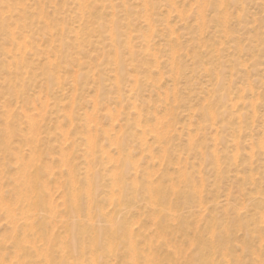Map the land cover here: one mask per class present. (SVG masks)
I'll use <instances>...</instances> for the list:
<instances>
[{"label": "rangeland", "instance_id": "obj_1", "mask_svg": "<svg viewBox=\"0 0 264 264\" xmlns=\"http://www.w3.org/2000/svg\"><path fill=\"white\" fill-rule=\"evenodd\" d=\"M19 1L23 4L19 2L20 4L16 5V10L13 12L15 15H19L16 11L22 12V7V9H26V12H31L34 19L37 18L33 20L36 25L40 20L38 13L41 12V15L47 17L50 22L56 20L59 22L57 24L65 27V38L73 39L74 34L71 29H76L78 24L65 19V15L71 16L74 10L72 0H68L66 3L64 0ZM172 1L90 0L89 4L85 3V12H87L85 17H89L83 19L84 34H86L84 41L79 44L81 53L76 55L74 50L69 47L62 50V56H71L76 60V64L66 66L61 63L62 68L59 72L65 81L64 88L60 93L55 86L47 88L40 75L44 59L46 60L49 56L56 62L60 60L51 52V43L55 34L50 37L47 33L43 36L42 33L36 32L31 36L33 48L38 49L37 55L31 54L25 58L35 68L36 78L24 79V99H17L15 96L12 98L5 94V90L1 92L4 78L8 81L10 75L7 76V69V71L0 69V141H3L0 144V193H3L7 200L11 199V190L13 192L15 187L13 179L16 177L15 156L1 151L2 145L8 139L6 142L12 146L18 145L22 149L23 155L28 153L27 146L21 139V136L25 134L27 137H31L32 131L29 132L28 122H26V115H28L30 119L37 121L33 123H35L38 132L37 129L33 132L38 136L35 133L32 134L41 139L37 150L39 158L36 157L38 160L36 162L44 169L41 168L37 186L42 192L44 185L45 187L48 185V188H45L44 196H51L52 198L47 196L46 200L50 203L53 200L51 204L56 202L54 205L59 206L57 217L62 214L59 220L68 219V214L63 206L64 198L62 197V200L60 196V193L63 196L67 172L64 167L58 164L60 163L59 158L61 159L60 155L69 157L71 152L69 149L75 142L74 147L78 150L72 156V161L79 168V172L77 171L78 174L80 173L79 183L84 184L83 168L87 166L79 150L83 149L81 134L87 133L93 138V141H96L98 147L104 146L107 153H111L109 154L111 162L106 163L105 161V166L98 165L99 158L95 159V163H91L98 173L104 167L113 170V174L116 173L114 168L124 158L133 159L131 162L134 167L136 164L135 170L131 165L130 170L124 176L127 183V198H121L117 188L111 189V191L114 190V198L118 197L122 200L124 206L122 214L116 216V209L104 199L105 194L111 192L110 188H106V186L109 184L107 174L110 175L112 171H109L110 174L106 173L105 176H98V184H101L102 187L98 188L96 203L108 214V218L113 219L112 224L119 221L125 222L128 228L130 225L132 226L130 230L135 235L134 241H136L139 250L145 251L152 244L150 247L154 250L159 261L158 264H172V261L173 264H201L205 260L212 264H264V153L261 148L259 149L262 139L264 140V0H222L219 4L220 0H215L216 4H214V0ZM5 2L7 6L8 2L11 5L13 3L10 0H5ZM169 2L172 4H168ZM15 3H18V0ZM40 3L44 7L40 8ZM123 4L126 6L123 7ZM173 4L174 6H172ZM215 7L217 10H214ZM6 8L3 9L5 11L3 14L5 13L8 20L4 16L6 21L3 18V25L7 27L6 23L11 24L8 31L16 36L18 30L13 29L22 23V19L21 23L18 22L20 20H17V15L13 21L14 14L8 10L9 8L7 10ZM215 11H219L220 16L217 17L218 13L216 12V14ZM9 12L10 16L7 14ZM143 12L148 13L147 16ZM200 15H203L204 18ZM62 18H64L63 22ZM220 18L222 19L220 20ZM200 19L204 21H200ZM223 20L224 22H222ZM149 25H151L150 28H148ZM108 30L116 35L118 41L130 40L127 48L122 42L117 46L124 70L120 88L115 86V55L113 57V50L109 47L108 36L111 33ZM6 36V33L1 35L0 32L1 61H7V59L11 61L10 56L15 52V49L9 45ZM81 39L80 37V41ZM128 48H131L130 51ZM173 51L176 53L174 56ZM70 53L72 54L70 55ZM53 56L54 58H52ZM78 62L79 67H77ZM172 70H175L176 73ZM215 71L216 74H213ZM22 78H19V82ZM172 85L175 87L174 89ZM117 93L125 98L121 101L116 100ZM171 95H174V101ZM6 98L8 99L6 100ZM60 99L61 107L57 114L53 106ZM252 103L254 106L251 109ZM114 106L116 107L114 108ZM133 107H136V110ZM208 109L214 115L210 116ZM64 111H68V115ZM41 112L42 115H40ZM31 113L34 115L31 116ZM204 113L205 115H203ZM208 114L209 116H207ZM57 115L59 123L56 121ZM69 115H72L71 119L66 118ZM3 116L7 117L5 121L13 118L16 123V126L13 127L21 131L19 135L15 133L7 138L8 134L6 135L5 126H3L5 125ZM26 128L29 130L27 131ZM141 129L142 133L140 134L138 132ZM151 129L154 134H150ZM154 129L156 130L154 131ZM104 131L106 132L104 133ZM107 134L111 141L105 139ZM113 134H116V139ZM158 134L160 135L159 139ZM188 135H190L189 139ZM125 136L127 141L123 146L124 154L120 155L118 146ZM111 137L114 139L112 140ZM113 141L116 142L113 144L111 143ZM139 142L143 145L140 146ZM161 144L164 146V151L160 149L162 148ZM256 144L258 145L256 146ZM64 150H67L69 155ZM161 151L164 152L163 155H161ZM2 158L6 161V165L2 164ZM134 175L136 176L134 177ZM146 176L149 179L146 180ZM169 180H171V184ZM149 181L152 182L151 185L154 188L162 187V190L167 192L166 200L171 202L172 206H163L168 208V212L169 210L170 212L174 211L172 214L176 215L175 219L165 220L151 208V204L149 206L144 191V185H147ZM171 188L173 189L171 190ZM168 201L167 203H169ZM1 218L0 216V237L2 238L6 231ZM108 224L111 225V223ZM108 224L103 222L98 225L105 227ZM37 225L38 223H36V227ZM52 226L54 227L48 228L50 233L57 234L62 231L57 222ZM161 232L163 233L161 234ZM163 238L164 240H162ZM155 239L156 241H154ZM147 240L149 241L147 242ZM124 241L119 236L114 240L115 244L119 246ZM146 245L148 246L146 247ZM121 248L112 255V259L109 257L105 260L110 261V264L127 262L124 259L125 250ZM120 255L122 256L119 257ZM224 257H227L228 261ZM105 260H101L100 263L103 264Z\"/></svg>", "mask_w": 264, "mask_h": 264}, {"label": "bare ground", "instance_id": "obj_2", "mask_svg": "<svg viewBox=\"0 0 264 264\" xmlns=\"http://www.w3.org/2000/svg\"><path fill=\"white\" fill-rule=\"evenodd\" d=\"M8 1V0H6ZM13 2V0H10V2ZM16 1V0H15ZM15 1L12 3V5L8 2V6L7 3L5 2V0H0V32L1 35L2 33H6V38L7 41L9 43V45H11L14 49L15 52L13 55L10 56L11 61H5V60H0V69L2 70H6L8 72L7 76H9L8 81L5 80L4 78V82L2 85V91L5 90V94L8 96H11L12 98L15 96V98H19V99H24L25 98V92L23 90V83H24V79L27 80H32L34 78H36V73H35V68L32 66V63L27 62V59L29 55L33 54L34 56L37 55V48H33L32 46V41H31V36L38 32L39 34L42 33V35L44 34H48L50 37H52L55 34V38L53 40L52 47H51V52L52 54L59 58V62H56V60H51L50 57L48 56L47 59H44V63L41 64L42 65V70H41V77H43V80L46 84L47 88L50 87H56L57 91L62 92L63 88H64V78L60 75V69L62 68V64L68 66V65H75L76 64V60L71 58V56L68 55H64L62 56V50L65 47H69L70 49L74 50V54L78 55L81 53L80 50V43H82L84 40V27L85 24H83V19L88 18L89 16L85 17V15L87 14V12H85V3L89 4L90 0H72V5L74 7V10L72 12V15L70 16L69 14L65 15V19L67 21L70 22H77L78 26L76 29H71V32L74 34L73 39L70 37L65 38V27L61 24H57L59 22H57L56 20H52V22H50V20L47 19V17H45L44 15H41L38 13V18L40 19L36 25L34 24L35 19L37 18H33L32 13L31 12H26V9H22L21 7V13L20 11H16V13H19L18 17L17 15H15L13 12H15L14 10H16V5H19L21 1L18 0V3H15ZM23 1V0H22ZM26 1V0H25ZM33 1V0H32ZM39 1V0H38ZM48 2L50 0H47ZM66 1L68 2V0H64V2L66 3ZM150 1V0H149ZM172 1V0H170ZM222 0H220L218 2V4L221 2ZM24 2V1H23ZM57 2V1H56ZM110 2V1H109ZM173 2V1H172ZM172 2H169L168 4H172ZM215 2V0L213 1ZM22 3V2H21ZM26 3V2H25ZM53 4V2H51ZM50 3V4H51ZM143 3V2H142ZM204 3V1H203ZM217 2H215L214 4H216ZM225 3V2H224ZM6 4V5H4ZM15 4V5H14ZM23 4V3H22ZM33 4V3H32ZM41 4V3H40ZM39 4V5H40ZM151 4V2H150ZM167 4V5H168ZM4 5V6H3ZM25 5V4H24ZM34 5V4H33ZM110 5V4H109ZM146 5V3H145ZM202 5V4H201ZM222 5V4H221ZM219 5V6H221ZM229 5V4H228ZM42 4L41 7L42 8ZM126 5L123 4V7H125ZM174 6V4L172 5ZM216 6V5H214ZM213 6V7H214ZM227 6V5H226ZM7 7L9 8L8 10L14 14V18L13 21L15 19V16L18 18L17 20H20L18 22L21 23V19H22V23L18 24L15 29L13 30H18L17 31V35L14 36V34H12L11 32L8 31V29L10 28L9 23H6L8 26L5 27L3 25V18L5 16V13L3 14V9ZM44 7V6H43ZM55 7V6H53ZM52 7V8H53ZM62 7V6H61ZM112 7V6H111ZM145 7V6H143ZM147 7V5H146ZM218 7V6H217ZM217 7L214 8V10H217ZM6 8V10H7ZM31 8V7H30ZM51 8V9H52ZM151 8V7H150ZM174 8V7H173ZM225 8V7H224ZM223 8V9H224ZM20 9V8H19ZM17 9V10H19ZM44 9V8H43ZM112 9V8H111ZM125 9V8H124ZM145 9V8H144ZM181 9V8H180ZM219 9V8H218ZM24 10V12H23ZM28 10V9H27ZM30 10V9H29ZM41 10V9H40ZM174 10V9H173ZM125 11V10H124ZM147 12V8L145 10ZM149 11V10H148ZM169 11V9H168ZM203 11V10H202ZM5 12V11H4ZM7 12V11H6ZM9 12V13H10ZM52 12V11H51ZM176 12V11H175ZM180 12V11H179ZM199 12V11H198ZM214 12V11H213ZM217 11H215L216 13ZM225 12V11H224ZM7 13L9 16L11 15V13L9 14ZM27 13V14H26ZM144 13V12H143ZM218 13V14H217ZM217 17L219 15V11L217 12ZM112 14V13H111ZM146 14V13H144ZM148 14V13H147ZM146 14V16H147ZM200 14V13H199ZM225 14V13H223ZM3 15V16H2ZM7 15V16H8ZM168 15V14H167ZM8 16V17H9ZM182 16V15H181ZM220 16V15H219ZM20 17V19H19ZM200 17L204 18L203 15H200ZM223 17V15H222ZM225 17V16H224ZM6 18V16H5ZM4 18V20H5ZM112 18V17H111ZM238 18V17H237ZM8 20V18H6ZM180 19V18H179ZM222 18H220L221 20ZM226 19V18H225ZM16 20V21H17ZM147 20V18H146ZM203 20V19H202ZM200 19V21H202ZM215 20V19H214ZM219 20V19H217ZM216 20V21H217ZM227 20V19H226ZM225 20V21H226ZM6 21V20H5ZM64 21V18H62V22ZM66 21V22H67ZM86 21V20H85ZM148 21V22H147ZM146 22L149 23V20H147ZM167 21V20H166ZM204 21V20H203ZM255 21V20H254ZM12 22V21H11ZM196 22V20H195ZM215 22V21H214ZM224 22V20L222 21ZM166 23V22H165ZM201 23V22H200ZM203 23V22H202ZM216 23V22H215ZM220 23V22H218ZM217 23V24H218ZM63 24V23H62ZM83 24V26H82ZM168 24V22H167ZM224 24V23H223ZM15 25V24H13ZM61 25V26H60ZM112 25V24H111ZM69 26V25H68ZM110 26V25H109ZM151 25H149L148 28H150ZM14 28V26H13ZM69 28V27H68ZM12 29V26H11ZM70 29V28H69ZM108 29H110L108 27ZM10 30V29H9ZM150 30V29H149ZM200 30V29H199ZM216 30V29H215ZM109 33L110 30H108ZM107 31V32H108ZM170 31V28H169ZM14 32V31H12ZM106 32V33H107ZM123 32V31H122ZM172 32V30H171ZM225 32V31H224ZM69 34V33H68ZM129 34V32H128ZM127 34V35H128ZM43 35V36H44ZM109 35V34H108ZM122 35V34H121ZM124 35V34H123ZM126 35V36H127ZM47 36V35H46ZM143 36V35H142ZM39 37V36H38ZM49 37V39H50ZM80 37L82 38L80 41ZM129 37V35H128ZM144 38V37H143ZM198 39V38H197ZM203 40V39H202ZM40 41V40H39ZM38 41V42H39ZM108 41H109V47L113 50V57L115 55V72H116V83L115 86L117 88H120L122 86V81H123V77H124V70H123V65L120 62V53H118L117 50V46L119 44H121V42L123 43V45L127 48V46H129L130 44V40L128 39H124L123 41H118L116 38V35L111 33L108 36ZM176 41V40H174ZM219 41V40H218ZM51 42V41H50ZM148 43V42H147ZM170 43V42H169ZM168 43V44H169ZM220 43V42H219ZM7 44V43H6ZM2 45V44H1ZM221 45V44H220ZM39 46V45H38ZM144 46V45H143ZM147 46V45H146ZM10 47V46H9ZM120 48V47H119ZM173 48V47H172ZM3 49V48H2ZM6 49V48H5ZM9 49V48H8ZM131 48H128V50L130 51ZM1 50V49H0ZM7 50V49H6ZM140 50V49H139ZM173 50L177 51L176 49L173 48ZM9 51V50H7ZM145 51V50H144ZM172 51V50H170ZM13 53V51H12ZM131 54H134L133 52H130ZM155 53V52H153ZM174 51H173V56H174ZM40 54V53H39ZM72 53H70L71 55ZM171 54V52H170ZM176 54V53H175ZM216 54V53H215ZM1 55V54H0ZM32 55V56H33ZM54 56L52 58H54ZM154 58L155 55H153ZM26 57V58H25ZM170 57L172 58V56L170 55ZM5 58H7V56H5ZM153 58V59H154ZM177 58V57H176ZM114 59V58H112ZM179 59V58H178ZM79 60V59H78ZM124 60V59H123ZM171 60V59H170ZM175 60V59H174ZM42 61V60H41ZM36 62V61H35ZM39 62V61H38ZM36 62V63H38ZM35 63V64H36ZM41 63V62H40ZM113 63V62H112ZM113 63V64H114ZM7 64V65H6ZM77 67H79V62L77 63ZM157 64V62H156ZM176 66V65H175ZM89 68V67H88ZM204 68V67H203ZM246 68V67H245ZM74 69V68H73ZM174 69V67H173ZM206 69V68H205ZM177 70V69H176ZM204 70V69H203ZM209 70V69H208ZM212 70V69H211ZM175 72V70H172V72ZM214 71V70H213ZM114 72V73H115ZM180 72V71H179ZM85 73V71H84ZM176 73V72H175ZM216 74V71L213 72V74ZM170 74V71H169ZM181 74V73H180ZM113 75V74H112ZM115 75V74H114ZM135 75V74H134ZM132 75V76H134ZM152 75V74H151ZM159 75V74H157ZM174 75V73H173ZM38 76V74H37ZM161 76V75H159ZM172 76V75H170ZM23 77L21 82H19V78ZM173 77V76H172ZM217 77V76H215ZM72 78V77H71ZM114 78V77H113ZM93 79V77H92ZM133 79V78H132ZM135 79V78H134ZM153 79V78H152ZM172 79V78H171ZM73 80V79H72ZM216 80V78L214 79V81ZM135 83V80L133 81ZM184 83V82H183ZM132 84V82H131ZM263 84V82H262ZM135 85V84H133ZM174 85V84H173ZM172 85V86H173ZM75 86V85H74ZM75 88V87H74ZM105 88V87H104ZM175 87L173 86V89ZM123 89V88H122ZM133 89V88H132ZM139 89V88H138ZM250 89V87H249ZM74 90V89H73ZM136 90V89H135ZM163 90V89H162ZM126 91V90H125ZM174 91V90H172ZM171 91V94H173ZM128 92V90L126 91ZM130 92V91H129ZM166 92V91H165ZM175 92V91H174ZM164 93V92H163ZM41 94V93H40ZM72 94V93H71ZM128 94V93H127ZM208 94V93H207ZM132 95V94H131ZM164 96H166L165 94H163ZM4 96V95H3ZM31 96V95H30ZM29 96V97H30ZM72 96V95H71ZM116 100L121 101L122 99L125 98V96H122L120 93L116 94ZM161 96V95H159ZM173 97V101H174V95H171ZM28 97V95H27ZM163 97V96H162ZM171 97V98H172ZM73 98V97H72ZM129 98V97H128ZM218 98V97H217ZM8 98H6L7 100ZM27 99V98H26ZM132 99V97H131ZM139 99V98H138ZM165 99V98H164ZM230 99V98H229ZM73 100V99H71ZM129 101H131L130 99H128ZM70 101V100H69ZM172 101V102H173ZM230 101V100H229ZM16 102V101H15ZM14 102V103H15ZM250 102V101H249ZM60 103H61V99L60 101L58 100L55 105L53 106V108L56 110L55 112L58 114L60 112ZM71 103V102H70ZM234 103V102H233ZM231 103V104H233ZM251 103V102H250ZM254 103V102H253ZM252 103V104H253ZM6 104V103H5ZM32 104V103H31ZM118 104V103H117ZM134 104V103H133ZM251 104V109L252 106H254V104ZM135 105V104H134ZM213 105V104H212ZM206 106V105H205ZM232 106V105H231ZM4 107V106H3ZM12 107V106H11ZM70 107V106H68ZM116 106H114L115 108ZM120 107V106H119ZM165 107V106H164ZM233 107V106H232ZM22 108V107H20ZM42 108V107H41ZM46 108V106H45ZM134 109L136 107H133ZM132 108V109H133ZM214 108V107H213ZM234 108V107H233ZM24 109V108H22ZM133 109V110H134ZM174 109V107H173ZM7 112L10 113V111L8 109H6ZM5 110V112H6ZM11 110V109H10ZM45 110V109H44ZM53 110V109H52ZM65 110V109H64ZM68 110V109H67ZM70 110V109H69ZM68 110V111H69ZM131 110V109H130ZM136 110V109H135ZM171 110V109H170ZM209 110V109H208ZM212 110V109H211ZM27 111V110H26ZM68 111H64L67 115H68ZM118 111V110H117ZM2 112V111H1ZM6 112V114H7ZM29 112V110H28ZM110 112V111H109ZM140 112V111H139ZM208 112V111H207ZM254 112V109H253ZM38 113V112H37ZM114 113V112H113ZM210 110H209V112ZM2 114V113H1ZM25 114V112H24ZM23 114V115H24ZM39 114V113H38ZM108 114V113H107ZM111 114V113H110ZM126 114V113H125ZM213 114V112H212ZM212 114L210 116H212ZM253 114V113H252ZM26 115V114H25ZM30 115V114H29ZM34 115V114H33ZM31 113V116H33ZM40 115H42V112L40 113ZM138 115V113H137ZM205 115V113L203 114ZM214 115V114H213ZM5 116V113H4ZM2 117L3 121H5V119H7V117ZM36 116V115H35ZM190 116V115H189ZM209 116V114L207 115ZM13 117V116H12ZM27 120L26 122H28V128L30 129V133L32 131V133H35L33 131H35L37 128H35V122L34 119H30L28 115H26ZM37 117V116H36ZM41 117V116H40ZM58 115L56 118V121L58 122ZM69 117L70 119L72 118V115L66 116V118ZM84 117V116H83ZM127 117V115H126ZM214 117V116H213ZM237 117H239V115H237ZM111 118V117H110ZM158 118V117H157ZM263 118V116H262ZM26 119V118H25ZM38 119V118H36ZM41 119V118H40ZM114 119V118H113ZM264 119V118H263ZM116 120V119H115ZM139 121V117L137 119ZM136 120V121H137ZM143 120V119H142ZM210 120V119H209ZM212 120V119H211ZM238 120V119H237ZM7 121V122H6ZM4 122L5 125V133L7 135V138H10L11 136H13L15 133H18V135L21 133V131L19 129L14 128L13 126H16V123L13 121V118H11L9 121L6 120ZM41 121V120H40ZM135 121V122H136ZM148 121V120H147ZM155 121V120H154ZM205 121V120H204ZM37 122V121H36ZM213 122V121H212ZM3 123V122H2ZM59 123V122H58ZM57 123V124H58ZM27 124V123H26ZM56 124V123H55ZM71 124V122H70ZM89 124V123H88ZM38 124L36 123V126ZM96 125V124H95ZM138 125V123H137ZM210 125H211V121H210ZM213 125V124H212ZM44 126V125H43ZM57 127L59 125H56ZM136 126V124H135ZM144 126V125H143ZM167 126V124H166ZM214 126V125H213ZM38 127V126H37ZM93 127H95L93 125ZM138 127V126H137ZM216 127V125H215ZM28 128L27 131L29 130ZM3 129V128H2ZM79 129V128H78ZM88 129V128H87ZM168 129V128H167ZM59 130V129H58ZM95 130V129H94ZM119 130V129H118ZM150 130V128H149ZM156 129H154L155 131ZM166 130V129H165ZM165 130L163 131V133L165 132ZM23 131V130H22ZM26 131V132H27ZM89 131V129H88ZM38 132V129H37ZM60 132H62V130H60ZM95 132V131H94ZM106 131H104L105 133ZM111 132V131H109ZM144 132V131H143ZM153 132V130L151 129L150 134H154L151 133ZM221 132V131H220ZM28 133V132H27ZM31 133V137H27V134L21 136V139L23 140V143L26 144L27 146V154L23 155L22 153V149L17 145V146H12V144L10 145V143H7L5 140V144L2 145V150L4 151V153H7L8 155L11 156H15V169H16V177L13 179L14 182V190L12 192L11 190V199H6L5 196H3V193H0V216L2 217V221H4L5 224V231L6 233H4V237H0V264H101V260H105L106 258L111 257L110 259H112V255L119 249V248H123L125 250V255H124V259L127 261L125 263L122 264H158L159 261L157 260V257L154 253V250L152 249V247L146 245V247L148 246V249L146 248L145 251H141L139 250L136 245V241H134V233L132 230H130V228L132 227L130 225V227L128 228V226L126 225L125 222H114V224H112L113 219L112 218H108V214L105 213L103 211L102 207L97 206V194H98V188L99 186H101V184H98V176H105L106 173L111 172V176L107 174V176L109 177L108 181L109 184L106 186V188H110L107 189L109 191H111V189L113 187L118 189V193H120V197L127 198V183L125 181V174L126 172H128L132 166V169L136 167H134V164H132L131 160H128L126 158H124V156H122L124 159L119 161L118 166H116L114 168L115 172L113 174V170H109L106 167L103 168V172H97L91 164V163H95V159L99 158V163L98 165L105 166L104 163L106 161V163L111 162V156L109 154L111 153H107L106 149L104 146H97L96 141H93V138L87 133H85L84 135H82V146L83 149L79 150V153H82V157L85 161V165L87 167L83 168L84 169V184H80L79 183V179H78V166L77 164L73 163L72 161V156L74 155V153L77 152L78 149H76L74 147L75 142H73L71 144V149H69V152H65L69 155V157L66 155H60L61 159L60 160V164L62 167H64V169H66L67 172V179L64 181V191H63V196L60 193L61 198H64V208L65 211L68 214V219L62 218L61 220H59V218H61V216H58V211L57 208H59V206H55L54 202L53 205L46 200V197L49 196L47 195L46 197L44 196V191L45 188L48 186L44 185L43 191L41 192V190L39 191L38 189V184H39V174L41 172V165H38L36 162V157L39 155L37 154V150H38V144L40 143L41 139H38L37 136H35V134L33 135ZM66 133V132H65ZM90 133V132H88ZM114 133H118V132H114ZM138 133H142V129L140 130V132ZM264 133V132H263ZM29 134V133H28ZM64 134V133H62ZM115 134V135H116ZM148 134V133H147ZM95 135V134H94ZM113 134V137L116 136ZM138 135V134H137ZM157 135V134H156ZM162 135V134H161ZM10 136V137H8ZM58 136V135H57ZM144 135H142L143 137ZM159 134H158V139H159ZM178 136V135H177ZM176 136V137H177ZM18 137V136H17ZM62 137V136H61ZM107 141H111L109 135H106ZM137 137V136H136ZM145 137V136H144ZM143 137V138H144ZM157 137V136H156ZM190 135H188V139H189ZM112 138V137H111ZM138 138V137H137ZM155 138V137H154ZM114 138H112L113 140ZM126 136L121 140V144H119L118 146V152L120 153V155L124 154V150H123V146L126 144ZM146 139V137H145ZM68 140V139H67ZM136 140V139H135ZM140 140V139H139ZM176 140V139H175ZM191 140V139H190ZM261 140V139H260ZM63 141V140H62ZM101 141V140H100ZM141 141V140H140ZM186 141H189L186 139ZM196 141V139H195ZM263 139L261 141V147L259 146V149L261 148V150L264 153V143H263ZM3 141H0V144H2ZM12 142V141H11ZM72 142V141H71ZM99 142V141H98ZM116 142V141H115ZM114 141L111 143H115ZM142 142V141H141ZM198 142V141H197ZM236 142V141H235ZM251 142V141H249ZM259 142V140H258ZM64 143V142H63ZM110 143V144H111ZM140 143V142H139ZM188 143V142H187ZM256 143V142H255ZM260 143V142H259ZM107 144L109 145V143L107 142ZM142 143H140L141 146ZM80 145V144H79ZM116 145V144H115ZM143 145V144H142ZM162 145V144H161ZM188 145V144H187ZM236 145V144H235ZM250 145V144H248ZM247 145V146H248ZM258 144H256L257 146ZM62 146V145H61ZM60 146V147H61ZM73 146V147H72ZM112 146V144H111ZM114 146V145H113ZM138 146V147H140ZM25 147V146H24ZM67 147V146H66ZM65 147V148H66ZM109 147V146H108ZM117 147V146H116ZM126 147V146H125ZM130 147V146H129ZM137 147V146H136ZM149 147V146H146ZM161 147V146H160ZM237 147V146H236ZM251 147V145H250ZM70 148V147H69ZM110 148V147H109ZM115 148V146H114ZM150 148V147H149ZM147 148V149H149ZM194 148V147H193ZM249 148V146H248ZM253 148V147H252ZM251 148V150H253ZM140 149V148H139ZM142 149V148H141ZM162 151H164V146L162 145ZM237 149V148H236ZM116 150V149H115ZM200 150V149H199ZM250 150V151H251ZM61 148H60V152H61ZM129 151V150H128ZM151 151V150H150ZM149 151V152H150ZM161 151V155H163L164 152ZM109 152V151H108ZM112 152V151H110ZM117 152V153H118ZM140 152V151H139ZM3 153V152H2ZM63 153V152H62ZM61 153V154H62ZM116 153V154H117ZM148 153V151H147ZM201 153V152H200ZM65 154V153H64ZM98 154V156H97ZM115 154V155H116ZM179 154V153H178ZM213 154V153H212ZM151 155V152H150ZM202 155V154H200ZM263 155V154H262ZM59 156V155H58ZM133 156V155H132ZM115 156H113L114 158ZM118 157V154H117ZM152 157V156H151ZM171 157V156H170ZM251 157V156H250ZM264 157V155H263ZM116 158V157H115ZM162 158V157H161ZM212 158V157H211ZM3 159V158H2ZM11 159V158H9ZM8 159V160H9ZM106 159V160H104ZM118 159V158H117ZM122 159V158H121ZM150 159V158H149ZM155 159V158H154ZM234 159H236L234 157ZM250 159V158H249ZM152 160V158H151ZM217 160V159H216ZM11 161V160H10ZM38 161V160H37ZM159 161V160H158ZM178 161V159H177ZM117 162V160H116ZM114 161V163H116ZM147 162V160H146ZM166 162V161H165ZM183 162V160H182ZM212 162V161H210ZM235 162V161H234ZM178 163V162H177ZM181 163V162H180ZM184 163V162H183ZM1 164V163H0ZM2 164L6 165V161L3 159ZM9 164H11V162H9ZM8 164V165H9ZM217 164V163H216ZM13 165V166H14ZM184 165V164H183ZM218 165V164H217ZM45 166V165H44ZM59 167V166H58ZM46 168V167H45ZM44 169V168H43ZM59 169V168H58ZM111 169V167H110ZM137 169V168H136ZM178 169V167H177ZM216 169V168H215ZM99 170V169H98ZM218 170V168H217ZM49 171V170H48ZM59 171V170H58ZM78 171V172H77ZM110 171V172H109ZM166 171V170H165ZM183 171V169H182ZM199 171V170H198ZM197 171V172H198ZM2 172V171H1ZM50 172H52L50 170ZM49 172V173H50ZM167 172V171H166ZM217 172V171H216ZM10 173V172H9ZM177 173V171H176ZM51 174V173H50ZM60 174V173H59ZM10 175V174H9ZM147 175V174H146ZM164 175V174H163ZM170 175V174H169ZM182 175V173H181ZM199 175V174H198ZM136 175H134L135 177ZM151 178V177H150ZM180 178V177H179ZM178 178V180H179ZM145 179V178H144ZM149 179V177L146 176V180ZM59 180V179H58ZM177 180V181H178ZM142 181V180H141ZM170 184H171V180ZM135 182V181H134ZM156 182V181H155ZM43 183V182H42ZM100 183V181H99ZM131 183H132V179H131ZM144 183V182H143ZM151 181L148 182V184L144 185V191L145 194L147 195V201L149 202V206L151 204V208H153L154 211H157L158 214H160L161 217H163L165 220H173L176 218L175 214H172V212L174 213V211L172 210L170 212L167 211V209L163 206V205H171V202H169L167 199L168 195L167 192H165L164 190H162V187H158V188H154L153 185H151ZM61 184V183H60ZM136 184V183H135ZM134 184V186H135ZM161 184V183H160ZM185 184V183H184ZM104 185V184H103ZM2 186V185H1ZM59 186V184H58ZM133 186V185H132ZM156 186V185H155ZM186 186V185H185ZM105 187V185H104ZM172 187V185H171ZM198 187V186H197ZM48 188V187H47ZM58 188V187H57ZM188 188V187H187ZM191 188V187H190ZM194 188V187H192ZM165 189V188H164ZM173 188H171L172 190ZM198 189V188H197ZM201 189V188H200ZM47 190V189H46ZM132 190V189H131ZM169 190V189H168ZM194 190V189H193ZM52 191V189H51ZM139 191V190H138ZM180 191V190H179ZM182 191V190H181ZM10 192V191H9ZM47 192V191H46ZM50 192V191H49ZM113 194H112V193ZM109 193L105 194L104 199L106 201H108L116 210V216L122 214V212L124 211L123 208L124 206L122 205V200L121 198H114V190H112ZM184 192V191H183ZM172 193V192H171ZM198 193V192H197ZM200 193V192H199ZM264 193V192H263ZM9 194V193H8ZM50 194V193H49ZM53 194V192H52ZM117 194V193H115ZM133 194V193H132ZM141 194V193H140ZM192 194V193H191ZM100 195V194H99ZM171 195V194H170ZM179 195V194H178ZM182 195V194H181ZM261 195V194H260ZM172 196V195H171ZM198 196V194H197ZM50 198H52L51 196H49ZM116 197V195H115ZM60 198V199H61ZM62 198V200H63ZM134 198V197H133ZM176 198V196H175ZM185 198V197H184ZM194 199V198H193ZM50 200V199H49ZM134 200V199H133ZM173 200V199H172ZM252 200V199H251ZM258 200V199H256ZM56 201V200H55ZM167 201L169 203H167ZM192 201V200H191ZM61 202V201H60ZM59 202V203H60ZM103 202V201H102ZM167 203V204H165ZM62 204V203H60ZM200 204V203H199ZM58 205V204H57ZM109 205V204H107ZM106 205V206H107ZM264 206V205H263ZM109 207V206H108ZM136 207V206H135ZM166 209V210H165ZM263 209V208H262ZM126 210V209H125ZM178 210V209H177ZM111 211V210H110ZM138 211V210H137ZM264 211V210H263ZM238 212V211H237ZM260 212V211H259ZM258 212V215H259ZM110 213V212H109ZM261 214V213H260ZM263 214V212H262ZM110 215V214H109ZM154 216V214H153ZM199 217V216H198ZM260 217L263 218V216L260 215ZM152 218V217H151ZM155 218V217H154ZM156 219V218H155ZM154 219V220H155ZM153 220V221H154ZM242 220V219H241ZM1 221V220H0ZM151 221V220H150ZM262 222V220H260ZM264 221V220H263ZM60 224L62 231L57 233V234H53L50 233V229L48 228H52L54 226L55 223ZM104 224H108L105 225V227H100L98 224L103 223ZM137 222V221H136ZM167 222V221H166ZM172 222V221H171ZM257 222V221H256ZM259 222V223H261ZM36 223H38L37 227H36ZM137 224V223H136ZM152 226V225H151ZM168 226V225H167ZM166 226V227H167ZM164 227V226H163ZM223 227V226H221ZM59 228V226H58ZM168 228V227H167ZM176 228V227H175ZM208 229V228H207ZM249 229V227H248ZM53 230V229H52ZM156 230V228H155ZM169 230V229H168ZM247 230V229H246ZM135 231V230H134ZM210 231L211 228H210ZM249 231V230H248ZM262 231V230H261ZM154 232V231H152ZM226 232V231H225ZM56 233V232H55ZM136 233V232H135ZM160 233V232H159ZM163 232H161L162 234ZM143 234V233H142ZM158 235V234H157ZM167 235V234H164ZM1 236V235H0ZM122 238L123 240H125L120 246L116 245L114 240L117 239V237ZM148 236V235H147ZM259 236V235H258ZM149 237V236H148ZM147 237V238H148ZM167 237V236H166ZM206 237V236H205ZM251 237V235H250ZM165 238V237H164ZM164 238L162 240H164ZM209 238V237H208ZM150 239V237H149ZM252 240V239H251ZM262 240V239H261ZM260 240V241H261ZM149 240H147L148 242ZM156 241V239L154 240ZM250 241V239H249ZM146 242V243H147ZM138 243V242H137ZM155 243V242H154ZM148 244V243H147ZM218 244V243H217ZM259 246V245H258ZM169 247V245H168ZM251 247V246H250ZM121 248V249H122ZM212 248V247H211ZM147 250V251H146ZM166 250V249H165ZM174 250V249H172ZM211 250V249H210ZM212 251V250H211ZM225 251V250H224ZM162 254V253H161ZM174 255V254H173ZM122 255H120L119 257H121ZM167 257V256H166ZM170 257V256H169ZM240 257V256H239ZM188 258V257H187ZM227 258V257H226ZM224 257V259H226ZM109 259V260H110ZM114 259V258H113ZM122 260H124L123 258H121ZM165 259V258H163ZM168 259V258H167ZM173 259V258H172ZM180 259V258H179ZM186 259V258H185ZM166 260V259H165ZM174 260V259H173ZM227 260V259H226ZM163 261V260H162ZM171 261V260H170ZM188 261V260H187ZM228 261V260H227ZM110 261L105 260L103 262V264H110ZM167 262V261H166ZM214 262V261H213ZM112 263V261H111ZM168 263V262H167ZM258 263V262H256ZM173 264V261H172ZM201 264H212L211 262H209L208 260L203 261V263ZM260 264V263H259Z\"/></svg>", "mask_w": 264, "mask_h": 264}]
</instances>
